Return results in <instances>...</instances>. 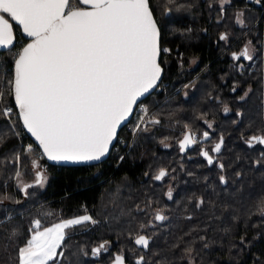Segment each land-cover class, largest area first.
<instances>
[{"label":"trees","instance_id":"16d2710c","mask_svg":"<svg viewBox=\"0 0 264 264\" xmlns=\"http://www.w3.org/2000/svg\"><path fill=\"white\" fill-rule=\"evenodd\" d=\"M151 3L163 27L162 46L171 53L163 57L165 71L159 88L143 104L161 123L148 125L149 130L134 136L130 146L123 142L130 136L124 127L120 142L96 165L59 167L49 165L38 151L24 155L19 165L22 181L34 185L26 192L18 187L12 150L34 143L25 132L9 139L0 147V159L8 157L0 164V192L13 199H5L0 212L7 210L12 222L0 228V264H15L17 242L7 239L11 228L20 230L19 244H23L35 219L43 228L84 214L99 223L69 230L64 264H112L121 252L126 264H135L145 254L134 244L138 234L153 236L151 250L160 256L152 259L166 258L168 264H188L184 249L189 245L195 249V264H264V217L256 207L264 198V145L249 147L246 143L252 136L264 135V0H229L223 12L220 0ZM169 7L172 11L165 15ZM239 12L244 13L243 25L236 22ZM10 22L16 40L23 43L0 52V73L12 67V52L28 42L19 26ZM221 34L225 40L220 39ZM249 41L254 58L241 67L240 59L233 60L232 54ZM198 71L200 76L185 87ZM245 92L248 96L241 100ZM187 131L194 132L199 142L182 154L179 141ZM204 132L209 134L207 140ZM221 137V151L211 152ZM201 149L213 156L212 165L200 155ZM34 159L47 175L43 187L34 184ZM220 164L225 166L223 172ZM161 169L167 175L155 180ZM237 173L241 175L237 177ZM220 175L226 177V184L219 182ZM169 189L171 200L166 195ZM200 199L204 204L197 209ZM158 210L168 216L166 221H154ZM189 216L192 219H186ZM149 222L151 226L140 229L141 223ZM225 228L231 232L226 233ZM200 236L207 238L208 248L203 247ZM241 236L247 247L240 245ZM106 240L110 242L108 251L91 256V248ZM177 243L180 247L174 249ZM232 244L236 247L230 250ZM81 248L89 255H83Z\"/></svg>","mask_w":264,"mask_h":264},{"label":"snow or ice","instance_id":"6c2138e0","mask_svg":"<svg viewBox=\"0 0 264 264\" xmlns=\"http://www.w3.org/2000/svg\"><path fill=\"white\" fill-rule=\"evenodd\" d=\"M256 2L261 3V0ZM168 3L174 4L175 0ZM228 3L229 0H220L222 12ZM171 11L169 7L165 15ZM243 15V12L237 14L238 24H244ZM10 21L19 26L29 42L15 54L12 67L0 73V120L5 121L0 124V129H4L0 131V147L13 136L21 137L24 131L34 138L35 145L29 143L12 150L11 159L17 165L15 175L20 182L18 187L26 192L34 186L22 183L19 165L26 154L38 151L48 161L83 163L100 161L109 153L114 141L120 142L118 129L134 114V108L143 103L141 98L159 88L165 71L163 57L170 54L171 49L162 46L163 27L155 17L151 0H0V48L9 50L16 46ZM220 39L225 40L226 36L221 34ZM241 57L253 60L247 45L239 54H232L233 60ZM247 96L245 92L240 99ZM142 111L144 115L133 126V136L148 131V125L161 123L159 119L147 118V107ZM224 111L229 109L225 107ZM208 138V132H204L203 139ZM198 142L194 132H186L180 141V150L183 152ZM223 143L221 137L211 152L219 153ZM246 143L249 147L264 145V135L252 136ZM200 155L209 165L214 163L208 150L201 149ZM5 159L8 157L0 159V164ZM255 164H260V159ZM32 167L34 184L43 187L47 180L43 165L34 159ZM219 167L223 172L225 166L220 164ZM166 175L161 169L154 179L161 180ZM219 182L226 184V177L220 175ZM166 195L169 200L173 199L172 189ZM5 199L13 197L0 192V204ZM203 204L200 199L195 206L200 209ZM256 207L258 214L264 217V198L259 199ZM137 210L143 211L139 206ZM6 213L7 210L0 212V228L12 222V217ZM167 219L163 210L155 212L154 221ZM98 223L92 215L84 214L42 228L41 221L35 219L23 244H19L20 230L13 227L7 239L17 242L15 264H64V247L71 239L69 230ZM147 226H151V222L149 225L141 223L140 229ZM224 231L229 233L231 229ZM199 240L204 242L205 249L209 247L205 236H200ZM153 241V236L136 235L134 244L145 254L139 255L135 264H168L166 258L152 259L160 256L159 252L151 250ZM109 243L106 240L91 248V256L99 257L107 252ZM240 245L248 246L244 236L240 237ZM179 247V243L173 245L174 249ZM234 247L236 245L232 244L230 250ZM4 250L7 251V246ZM80 251L89 255L83 248ZM194 251L191 245L184 249L188 264H195ZM112 264H126L122 252L114 256Z\"/></svg>","mask_w":264,"mask_h":264},{"label":"water","instance_id":"95a60500","mask_svg":"<svg viewBox=\"0 0 264 264\" xmlns=\"http://www.w3.org/2000/svg\"><path fill=\"white\" fill-rule=\"evenodd\" d=\"M21 34H22V32H21ZM22 36H23V34H22ZM24 37V36H23ZM27 41H28V38H26V37H24ZM16 40V39H15ZM15 40H14V44H15ZM29 42V41H28ZM7 50H9V49H3V48H0V52H5V51H7ZM156 90V89H155ZM155 90H153L150 94H146V96L145 97H142L141 98V100L143 101L144 99H146L148 96H150ZM135 109V108H134ZM131 117L132 116H130L129 117V120L128 121H126L122 126H121V128L120 129H118V133H120V131L122 130V128L130 121V119H131ZM21 127H22V125H21ZM25 132V134L32 140V142L35 144V141H34V138L33 137H31V135L30 134H28V133H26V131H24ZM187 132H189V131H187ZM184 137V136H183ZM181 140H183V138L181 139ZM180 140V141H181ZM180 141H179V148H180ZM115 141H114V144H113V146L115 145ZM113 146H110V151H109V153H107L100 161H90V162H83V163H69V162H54V161H48L47 159H46V157H44V160L49 164V165H54V166H59V167H82V166H91V165H96V164H99V163H101V162H103V161H105L107 158H108V156H109V154H110V152H111V150H112V148H113ZM193 146V145H192ZM192 146H190V147H187L186 149H185V151H181L180 150V152L182 153V154H184V153H186L189 149H191L192 148ZM38 147V146H37Z\"/></svg>","mask_w":264,"mask_h":264},{"label":"built area","instance_id":"2783aa9c","mask_svg":"<svg viewBox=\"0 0 264 264\" xmlns=\"http://www.w3.org/2000/svg\"><path fill=\"white\" fill-rule=\"evenodd\" d=\"M16 43L22 44L23 40L22 39L15 40V45H16ZM144 107H146V106L143 103L138 105L137 107H135L134 114L132 115L130 121L128 122L127 125L124 126L125 127L124 131H127L129 133V135H130L128 139L123 140V142L127 143V146H130L131 142L134 139V136L132 134V129H133V126L138 122L139 117L144 115V112L142 111V108H144ZM147 118L148 119L150 118L149 115H148Z\"/></svg>","mask_w":264,"mask_h":264},{"label":"flooded vegetation","instance_id":"af4514ba","mask_svg":"<svg viewBox=\"0 0 264 264\" xmlns=\"http://www.w3.org/2000/svg\"><path fill=\"white\" fill-rule=\"evenodd\" d=\"M248 46L249 47V43H245L244 45H243V47H242V49L245 47V46ZM251 46V45H250ZM250 48V51H251V54L254 56V53H255V51H254V49L252 48V47H249ZM241 49V50H242ZM241 52V51H240ZM240 52H238L237 54H239ZM240 65H244V63H246V62H248V60H244L242 57L240 58ZM200 72L201 71H198L197 73H195L189 80H187L183 85L185 86V85H187V84H189L191 81H193L194 79H196L197 77H199L200 76ZM182 87V86H181ZM180 87V88H181ZM180 88H178L177 90H176V92H178L179 90H180ZM197 136V135H196ZM198 138V137H197ZM194 146V145H193ZM192 146V147H193Z\"/></svg>","mask_w":264,"mask_h":264},{"label":"rangeland","instance_id":"374dc122","mask_svg":"<svg viewBox=\"0 0 264 264\" xmlns=\"http://www.w3.org/2000/svg\"><path fill=\"white\" fill-rule=\"evenodd\" d=\"M263 28H264V24H263ZM263 32H264V30H263ZM249 47H251L250 45H249ZM250 49V48H249ZM12 56H15V54H16V52H12ZM149 119H152V116H150V114H149ZM22 183H24L23 181H22ZM60 222V221H59ZM56 223H58V222H56ZM55 224V223H54ZM53 225V224H52ZM52 225H50V226H48V227H51ZM59 251V250H58Z\"/></svg>","mask_w":264,"mask_h":264}]
</instances>
